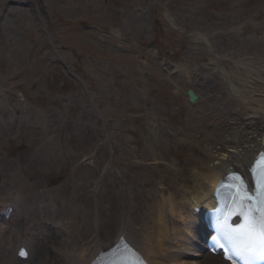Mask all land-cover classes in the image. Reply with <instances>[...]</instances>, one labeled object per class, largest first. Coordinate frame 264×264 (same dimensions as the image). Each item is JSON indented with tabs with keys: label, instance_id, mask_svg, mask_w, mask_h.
Masks as SVG:
<instances>
[{
	"label": "rangeland",
	"instance_id": "obj_1",
	"mask_svg": "<svg viewBox=\"0 0 264 264\" xmlns=\"http://www.w3.org/2000/svg\"><path fill=\"white\" fill-rule=\"evenodd\" d=\"M5 1L0 0V90L10 112L0 110V203L11 190L10 176L20 173L34 189L50 190L81 243L93 235L99 212L104 242L114 238L123 208L141 225L169 169L178 171L180 194L191 198L193 174L206 165L213 140L205 131L215 119L214 102L206 97L219 93L233 108L223 79L203 80L201 74L221 67L242 87L240 81L249 78L241 61L264 69V0H158L182 31L204 36L211 52L174 28L151 0H33L36 27L26 9ZM78 21L111 30L105 40L111 45L94 33L71 31ZM151 41L156 50L136 49L135 43ZM50 45L81 77L101 117L85 105L79 85L49 62ZM66 45L75 50H59ZM154 51L177 71L162 66ZM188 88L199 95L198 104L187 102ZM100 175L104 185L96 194L93 182ZM106 188L115 198L112 220Z\"/></svg>",
	"mask_w": 264,
	"mask_h": 264
},
{
	"label": "bare ground",
	"instance_id": "obj_2",
	"mask_svg": "<svg viewBox=\"0 0 264 264\" xmlns=\"http://www.w3.org/2000/svg\"><path fill=\"white\" fill-rule=\"evenodd\" d=\"M240 64L245 67L249 78L240 81L242 87H236L220 67L209 74H201L203 80L223 79L233 108L219 93L207 96L215 103V119L205 133L213 140L207 148L206 165L200 163L201 169L193 174L196 182L192 198L180 194L182 187H178V180H175L178 171L169 169V178L160 181L155 200L151 199L154 203L141 225H137L130 211L123 208L117 216L114 238L104 242L98 230L99 212L92 220L94 233L91 238L78 243L62 209L53 202V194L45 188L34 189L31 179L14 174L10 181L11 190L7 193L13 210L8 220L0 217V264H89L98 252L119 237L143 264H228L203 250L205 244L197 231L198 218L190 207L194 204L201 208L209 206L210 192L227 169L245 172L256 150H264V69L252 61H241ZM240 100L248 105H241ZM0 108L4 109L3 106ZM102 183V178L93 182L96 194L99 193L98 186L104 185ZM106 189L108 200H111L108 218L112 220L115 198ZM44 196L48 201L43 200ZM0 207L3 206L0 204ZM20 244L29 250V257L25 260L15 256Z\"/></svg>",
	"mask_w": 264,
	"mask_h": 264
},
{
	"label": "snow or ice",
	"instance_id": "obj_3",
	"mask_svg": "<svg viewBox=\"0 0 264 264\" xmlns=\"http://www.w3.org/2000/svg\"><path fill=\"white\" fill-rule=\"evenodd\" d=\"M261 188L264 189V173H262ZM258 196L257 203L249 205L245 202L252 197L246 195L240 186H236L232 195V208L215 226L220 238L227 243L222 244L214 237V247L227 246L234 256L243 260L264 257V191L258 193ZM237 213L243 217V223L233 228L228 220Z\"/></svg>",
	"mask_w": 264,
	"mask_h": 264
},
{
	"label": "water",
	"instance_id": "obj_4",
	"mask_svg": "<svg viewBox=\"0 0 264 264\" xmlns=\"http://www.w3.org/2000/svg\"><path fill=\"white\" fill-rule=\"evenodd\" d=\"M188 95H189V99L191 101L195 100L196 99V96L193 94V92L191 90H188Z\"/></svg>",
	"mask_w": 264,
	"mask_h": 264
}]
</instances>
